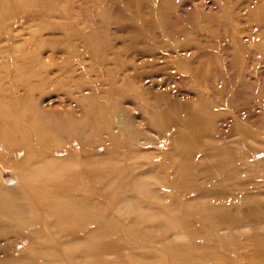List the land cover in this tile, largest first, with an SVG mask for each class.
Masks as SVG:
<instances>
[{
  "label": "rangeland",
  "instance_id": "1",
  "mask_svg": "<svg viewBox=\"0 0 264 264\" xmlns=\"http://www.w3.org/2000/svg\"><path fill=\"white\" fill-rule=\"evenodd\" d=\"M152 1L9 8L5 31L38 59L22 107L63 146L37 147L35 175L100 215L37 223L42 246L76 252L62 264H264V0H155L159 18ZM200 95L214 116L190 127ZM25 236L0 238V261L27 252Z\"/></svg>",
  "mask_w": 264,
  "mask_h": 264
},
{
  "label": "bare ground",
  "instance_id": "2",
  "mask_svg": "<svg viewBox=\"0 0 264 264\" xmlns=\"http://www.w3.org/2000/svg\"><path fill=\"white\" fill-rule=\"evenodd\" d=\"M19 2L20 0H0V83L6 84L9 79L12 80V86L7 87L9 90L4 89L5 93L0 91L2 93L0 94V238L10 236L19 238L26 235L25 248H28V251L14 256L9 259V262L0 261V264H62L61 253L67 260H71L76 252L66 248H62V252L59 253L47 251L42 246L40 232L35 229V225L43 223L52 229H57L61 225L87 226L89 222L97 225L100 215L97 213L90 216L83 200L58 191L49 192L39 183L45 180L39 181L35 175L34 169L47 156L42 149L50 151L55 147L61 149L63 146L54 144L52 141L44 142V134L49 130L42 124L35 110V104L28 102L30 104L26 108H23L21 104L22 94L19 91L21 82L36 71L35 64L38 59L34 50L24 48L21 40L14 35L10 37V32L5 31V21L11 10L9 8L12 4L16 5ZM152 2L151 6L154 9L152 15L155 18L161 17V9L155 0ZM28 84L30 98H32L35 87L31 82ZM206 97L200 95L197 98L200 108L184 119L186 125L196 127L200 118H204L205 115L214 116L204 100ZM100 109L101 107H98V111ZM29 117L32 120L25 124ZM97 119L104 124L99 115ZM76 124L78 131H82L86 125L85 116ZM109 125L112 127L111 122ZM37 147L42 149H38V152ZM8 170L11 175L5 177L4 171ZM22 183L26 187L18 191ZM33 184L40 186L34 188ZM80 206L84 208L86 214L78 211ZM39 211L43 212V219L39 218ZM62 245L63 243L60 246ZM38 259H40L39 262Z\"/></svg>",
  "mask_w": 264,
  "mask_h": 264
}]
</instances>
